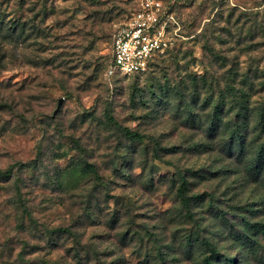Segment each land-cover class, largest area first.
I'll use <instances>...</instances> for the list:
<instances>
[{"label":"rangeland","instance_id":"obj_1","mask_svg":"<svg viewBox=\"0 0 264 264\" xmlns=\"http://www.w3.org/2000/svg\"><path fill=\"white\" fill-rule=\"evenodd\" d=\"M96 1L0 0L1 19L24 14L35 32L2 43L20 60L0 74L15 105L0 110V169L14 171L0 181V264H204L208 245L215 264H264L244 220L264 224V0H175L184 38L143 75L110 73L141 0ZM222 95L221 133L248 99L242 151L205 133Z\"/></svg>","mask_w":264,"mask_h":264},{"label":"trees","instance_id":"obj_2","mask_svg":"<svg viewBox=\"0 0 264 264\" xmlns=\"http://www.w3.org/2000/svg\"><path fill=\"white\" fill-rule=\"evenodd\" d=\"M62 1H66V0H62ZM92 1L94 2H98L96 0H84V2L87 4V2ZM172 11L173 13L179 18L178 13L176 11V1L173 0L172 1ZM21 7L24 8L26 5V0H21ZM90 8L95 7L93 5L90 6V4L88 5ZM45 9V6L43 5V10ZM87 7H82V10L86 11ZM137 9V7L133 10L135 11ZM132 11V12H133ZM183 26V25H182ZM184 30V27H183ZM34 31H32V27H31V19L30 18H24V14L17 18V19H10L9 21H7L6 19H1L0 18V74L4 73L5 71H8L9 66L10 65H14L17 64L16 62H19V58L16 55V60L14 59V54H12V52L5 50L3 47L4 41L6 40V38L8 40H11L13 42V37H15L16 35H20L21 38H23L24 43L29 42L30 37L33 36ZM38 36H42V38H44V33L43 30L39 29V33ZM3 40V42H2ZM10 42V44L12 43ZM14 45V44H12ZM172 50L168 51L167 53L171 52ZM166 53V54H167ZM165 55V54H164ZM8 58V60H7ZM112 61H111V67L113 66V56L111 57ZM155 62V61H154ZM154 62L150 65L149 70L152 68ZM149 70L146 72L148 73ZM145 74V73H143ZM143 74H139V75H143ZM0 86L2 87V85L0 84ZM228 89H230L231 92L234 91V87L232 85L228 86ZM2 95V94H1ZM0 95V110H8L10 112L14 111L15 105H13V103H10V99H6L5 95ZM224 98V95H222V97L220 99H217L216 101L212 100L214 103L213 106V113H212V117L211 120L209 122H211V124L209 123V126L207 128H209L208 130L205 131V133L210 136H219V134H223V138H226L227 142L225 144L222 145L223 148H225L226 150H228V152H233L234 149L242 151L244 149V145H245V135L247 134L248 131V120L251 118V116L249 115V109H247L246 105L248 102V99H244L243 97H241V101L239 99V103H234V105H237V109L238 111L235 114V122L232 126H230L227 129H224V131L221 133L222 131V123H223V119H222V114L225 111V108L227 106L226 101H222V99ZM231 113V112H230ZM191 114H189L188 116V121L195 123L194 118L191 117ZM260 124L263 125L264 127V116L261 117L260 119ZM201 129L205 130V127L201 125ZM122 132L124 133V135L129 138L130 140L134 141V142H138V143H144L146 141V137L144 135H141L137 132H133L127 128H123L121 129ZM162 151V149L157 148L155 150L156 154H157V159L161 160V158L159 157V152ZM83 166L85 167V170H91L93 175H98L97 170L95 168L94 165H91L87 162H85L83 164ZM252 166V165H251ZM261 165V159H259L258 161L254 162V167L251 170L260 168ZM13 168L7 170V171H3L0 169V181L1 182H8L13 178ZM192 173L191 171H178V178H179V183H180V188L178 189V197L180 199V201L182 202V204H184L185 208H187V211H190V200L187 197V192H188V188L190 187V183L188 180V175ZM20 193V192H19ZM254 212V211H251ZM224 215V214H223ZM245 222H246V227L247 228H258L259 232H261V234L264 237V224H251V222L248 221L247 218H244ZM53 232H61V233H65V234H71V231H69L68 229L64 230V229H57ZM249 235L247 234H243V238H248ZM255 237V235H252ZM250 239L248 240H253V238H251V236H249ZM189 244H192L189 242ZM208 249H210L211 255L210 256H206L204 258L203 263L204 264H215L214 263V259H218V253L217 251L214 250V248L211 245L207 246ZM226 264H235V261L233 259H229L225 261Z\"/></svg>","mask_w":264,"mask_h":264},{"label":"built area","instance_id":"obj_3","mask_svg":"<svg viewBox=\"0 0 264 264\" xmlns=\"http://www.w3.org/2000/svg\"><path fill=\"white\" fill-rule=\"evenodd\" d=\"M170 0H141L115 32L110 73H146L160 56L176 47L183 26Z\"/></svg>","mask_w":264,"mask_h":264},{"label":"water","instance_id":"obj_4","mask_svg":"<svg viewBox=\"0 0 264 264\" xmlns=\"http://www.w3.org/2000/svg\"><path fill=\"white\" fill-rule=\"evenodd\" d=\"M61 104H62V101H60L59 105H61Z\"/></svg>","mask_w":264,"mask_h":264}]
</instances>
